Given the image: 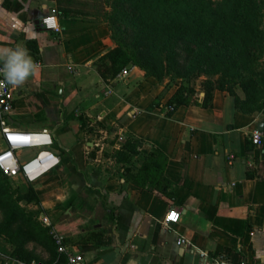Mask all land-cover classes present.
Returning <instances> with one entry per match:
<instances>
[{"label":"crops","instance_id":"1","mask_svg":"<svg viewBox=\"0 0 264 264\" xmlns=\"http://www.w3.org/2000/svg\"><path fill=\"white\" fill-rule=\"evenodd\" d=\"M89 1L64 0L72 12L58 10L56 32L41 20L60 8L58 0H0V48L23 46L40 63L35 76L12 87L7 122L60 157L29 181L45 215L66 235L68 251L81 254L82 264H264V128L260 144L252 142L264 117L220 89L210 106L202 93L171 114L150 109L161 86L139 66L115 76L99 72L100 58L116 43L107 24L93 18ZM84 118L91 120L88 130ZM129 133L143 140L140 157L155 148L166 156L167 193L125 178L112 154ZM38 148L22 151V160ZM134 158L130 165L140 166ZM173 209L179 221L166 224ZM107 238V245L84 249ZM29 248L48 258L34 242ZM11 251L0 236V264H26Z\"/></svg>","mask_w":264,"mask_h":264},{"label":"trees","instance_id":"2","mask_svg":"<svg viewBox=\"0 0 264 264\" xmlns=\"http://www.w3.org/2000/svg\"><path fill=\"white\" fill-rule=\"evenodd\" d=\"M63 1L58 0V10L72 12ZM102 1L103 6L111 7V11L103 9L116 45L100 58L98 70L104 77L115 76L134 64L147 76L160 80L170 76L175 91L166 102L164 93L156 95L148 106L152 110H167L171 114L183 104L197 102L194 84L210 66L220 69L224 76L239 74L256 65V50L264 44V0ZM216 88L227 90L222 81ZM215 90L205 92L204 106L212 105ZM235 99L239 107L248 110ZM90 122L83 119L86 130ZM142 143L141 138L129 133L123 146L112 155L123 164L127 180L144 187L149 183L154 191L167 193L171 184L164 176L167 158L156 148L140 157ZM133 158L141 165L131 166ZM40 203L32 185L26 190L14 186L0 169V236L12 245L11 256L26 264H68V254L58 250L50 227L40 219L45 210L41 206L37 211L28 208ZM111 213L115 219L118 210L112 209ZM111 241L99 239L84 249L98 248ZM31 242L47 251L48 258L44 259L35 248L30 249Z\"/></svg>","mask_w":264,"mask_h":264},{"label":"built area","instance_id":"3","mask_svg":"<svg viewBox=\"0 0 264 264\" xmlns=\"http://www.w3.org/2000/svg\"><path fill=\"white\" fill-rule=\"evenodd\" d=\"M41 24L44 28L53 30L56 32L61 31V25L58 18V9L52 8L50 13L45 15ZM40 65V63H37ZM69 70H73V66H68ZM0 81H3V76H0ZM15 96L13 88L6 83H0V169L3 173L10 177L15 178L20 175L32 180L36 174H44L48 170L54 168L60 163L59 155L55 154L49 149L42 148L41 143H37L34 138V134L29 131H23L14 127H11L7 122L8 115L14 110ZM263 131L255 129L252 133V142L254 144H260ZM38 148L33 157L23 161L21 158L22 151L27 149ZM235 156L230 154V158ZM36 162V168L29 170L28 166ZM180 213L178 210L173 209L166 214L164 222L176 223L179 221ZM41 221L50 227V233L58 246V250L68 254V264H82L83 256L81 254L70 253L66 246V235L55 228L48 216L42 214L40 216ZM178 241L182 244H189V242L181 237ZM202 255H205L204 251H201ZM36 264H45L44 262H37ZM217 264H235L228 260H219Z\"/></svg>","mask_w":264,"mask_h":264},{"label":"rangeland","instance_id":"4","mask_svg":"<svg viewBox=\"0 0 264 264\" xmlns=\"http://www.w3.org/2000/svg\"><path fill=\"white\" fill-rule=\"evenodd\" d=\"M89 4L90 13L93 15V18H99L105 22L112 36V30L109 27L110 23L106 20V16L104 15L105 9H103H110L111 7L103 6L102 0H90ZM255 55L258 57L256 65L249 66V68L243 69V72L234 74V76L231 73L224 76L220 69L210 66L194 84L196 97L203 95L207 90L217 89L216 86L222 81L225 83L227 90L239 99L242 107L248 108L252 113L264 117V44L257 48ZM148 77L154 80L157 87L160 88L161 86L159 93H164V98H167L176 89L175 85H172V81H170V76H166L162 80L155 76ZM29 157L30 155L25 158ZM11 182L14 186L22 187L24 190L31 185L29 179L21 175L11 178ZM28 208L37 211L40 205L30 204Z\"/></svg>","mask_w":264,"mask_h":264},{"label":"clouds","instance_id":"5","mask_svg":"<svg viewBox=\"0 0 264 264\" xmlns=\"http://www.w3.org/2000/svg\"><path fill=\"white\" fill-rule=\"evenodd\" d=\"M38 70L39 65L25 47L18 45L15 48H0V76H3L0 83L13 88L22 87Z\"/></svg>","mask_w":264,"mask_h":264},{"label":"bare ground","instance_id":"6","mask_svg":"<svg viewBox=\"0 0 264 264\" xmlns=\"http://www.w3.org/2000/svg\"><path fill=\"white\" fill-rule=\"evenodd\" d=\"M36 168V162H33L32 164H30L29 166H28V169L29 170H33V169H35Z\"/></svg>","mask_w":264,"mask_h":264},{"label":"water","instance_id":"7","mask_svg":"<svg viewBox=\"0 0 264 264\" xmlns=\"http://www.w3.org/2000/svg\"><path fill=\"white\" fill-rule=\"evenodd\" d=\"M258 127H259L260 130H262L264 128V123L262 121L259 122Z\"/></svg>","mask_w":264,"mask_h":264}]
</instances>
